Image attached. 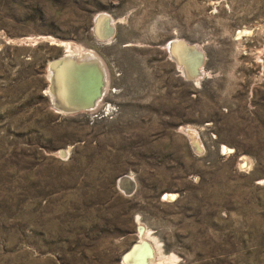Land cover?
<instances>
[{
    "label": "rangeland",
    "instance_id": "obj_1",
    "mask_svg": "<svg viewBox=\"0 0 264 264\" xmlns=\"http://www.w3.org/2000/svg\"><path fill=\"white\" fill-rule=\"evenodd\" d=\"M67 49L103 70L88 110L49 93ZM142 238L160 264H264V0H0V264H124Z\"/></svg>",
    "mask_w": 264,
    "mask_h": 264
},
{
    "label": "bare ground",
    "instance_id": "obj_2",
    "mask_svg": "<svg viewBox=\"0 0 264 264\" xmlns=\"http://www.w3.org/2000/svg\"><path fill=\"white\" fill-rule=\"evenodd\" d=\"M96 19H97L96 28H95L96 32L98 34H102V33L109 34L110 30L108 28V25L109 27L112 28L113 26L112 24H110V22L107 25L106 15L101 14ZM170 48L173 57L178 62L180 61L183 62L185 73H190L195 68H197V70H199L200 72V66H201V63L199 64L200 56L195 50H193L192 48L189 49L183 43H179V42L173 43V45ZM65 53L66 54H64L61 57L62 60L63 57L66 59H70V57L74 56L79 59L81 56H83L86 53L91 54L90 52H86V51L83 52L78 50L79 55H72L73 52L68 49L65 51ZM55 64L56 62H53L50 65V69L53 68L54 70L52 76L50 75L51 86L52 88L54 87V89L51 92L52 93L51 97L54 105H56L60 110L65 112H72L70 111V109L73 107L75 108L77 106L90 105L89 107L93 108L100 99L103 93V89L105 87L104 86L105 78L102 79L101 70L96 60L93 59V61H89V62H81V60H76V61L72 60L69 63H62V64L59 63L56 67H54ZM100 78L102 80H100ZM99 80L102 82L99 90V95L93 101L94 104L92 103L93 104L92 105L90 104L91 103L90 99L92 98V87L95 84V82ZM189 135L191 137L192 144L197 146V140L194 134L189 133ZM165 198L171 200L174 198V194L166 193ZM143 231L144 230L142 229V227H140L141 235H143ZM157 254H158V250L154 248V244L152 246L148 241H146V239L142 238L132 248V250L123 257V263L124 264H160L159 262L157 263L154 262L157 261Z\"/></svg>",
    "mask_w": 264,
    "mask_h": 264
},
{
    "label": "water",
    "instance_id": "obj_3",
    "mask_svg": "<svg viewBox=\"0 0 264 264\" xmlns=\"http://www.w3.org/2000/svg\"><path fill=\"white\" fill-rule=\"evenodd\" d=\"M110 19L111 18L109 16H106V23H107V25L110 22ZM95 21H96V18L94 19V24H95ZM93 28H94V25H93ZM108 28L110 30L109 34H103V33L102 34H98V33H95L94 32V29H93V33H94L95 37L97 38V40H100V41L108 40L113 35L114 27L112 28V27H109V25H108ZM178 42L179 43H183V41H181V40H178L177 42L176 41L175 42L174 41H169L167 43V49H168L170 58H172L177 65L181 66L182 67L181 70H183V72H184V64H183V62L182 61H180V62L176 61V59L173 57V55H172V53L170 51V49H171L170 47L173 45V43H178ZM185 46L188 47L189 49L192 48L193 50H195L199 54V56H200L199 64L202 63V54H201V52H199L195 48V46L187 45V44H185ZM93 59L96 60V62L99 65V62H98V60H97V58L95 56H92L91 54L86 53L83 56H81L79 59L76 58V57H74V56L70 57V59H66V58L63 57V60L61 58L60 59L58 58L55 61L56 64H55L54 67H56L59 63H61V64L62 63H69L72 60H74V61L81 60V62H89V61H93ZM99 68L101 70V76H102V79H103L104 78V74H103V71H102V68H101L100 65H99ZM53 71H54L53 68L52 69H49V72H50V75L51 76H52ZM184 74H185V76H184L185 78L191 79V80H193V79H195V78H197L198 76L201 75V73L199 72V70H197V68H195L194 70H192V72H190V73H185L184 72ZM102 79L100 78V80H102ZM100 80L97 81V82H95V84L92 87V98L90 99V101H91L90 104H92L93 101L96 99V97L99 95V90H100V86H101V83H102ZM53 89H54V87L52 88L51 83H50V85H49V93L52 92ZM50 94H52V93H50ZM54 106L59 111H62L56 105H54ZM89 106L90 105H88V106H77L75 108L73 107V108L70 109V111H72V112H67V113L78 112V111H81V110H88L90 108ZM62 112H65V111H62ZM120 181H121V185L126 186V188H125L126 194L131 193V191L134 188V184H133V181H132L131 177H129L127 175H123L118 180V183L119 184H120Z\"/></svg>",
    "mask_w": 264,
    "mask_h": 264
}]
</instances>
